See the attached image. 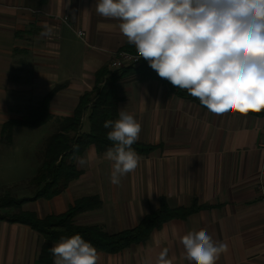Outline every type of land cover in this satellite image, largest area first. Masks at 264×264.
<instances>
[{"label": "crops", "instance_id": "crops-1", "mask_svg": "<svg viewBox=\"0 0 264 264\" xmlns=\"http://www.w3.org/2000/svg\"><path fill=\"white\" fill-rule=\"evenodd\" d=\"M96 2L0 0V191L28 185L37 174L46 137L74 115L81 97L95 89L101 71L120 73L110 67L116 52L135 51L118 20L97 14ZM47 29L52 35L41 36ZM77 30L85 33V40ZM119 85V111L123 108L141 124L137 142L156 149L138 155L136 170L114 185L112 162L89 146L80 157L94 148L97 159L83 167L75 162L78 179L60 195L27 202L22 210L43 219L67 212L80 199L98 197L101 207L77 215L75 221L112 235L135 228L158 211L160 198L171 209L189 208L196 200L205 208L164 223L146 242L119 254L97 250L98 264H155L164 248L175 258L173 264H189L179 237L200 229L229 246L217 264H264V111L214 114L168 80L138 73L123 77ZM55 88L51 119L35 129L15 128L12 142L5 145L3 125L38 110ZM89 106L79 134L90 132ZM0 211L9 215L15 210ZM43 244L30 227L0 220V264H38Z\"/></svg>", "mask_w": 264, "mask_h": 264}, {"label": "clouds", "instance_id": "clouds-1", "mask_svg": "<svg viewBox=\"0 0 264 264\" xmlns=\"http://www.w3.org/2000/svg\"><path fill=\"white\" fill-rule=\"evenodd\" d=\"M95 9L102 17L119 21V30L138 59L211 113L247 115L264 110V0H97ZM40 35L50 37L51 29ZM118 115L103 125L110 129L106 135L113 142L103 159L112 162L114 185L134 172L140 160L132 145L139 139L141 124L123 108ZM74 158L80 167L97 159L94 148ZM179 239L189 264H217L229 251L226 242L214 241L205 229L190 230ZM50 251L54 264L99 260L97 250L79 234L62 239ZM174 259L164 248L155 264H173Z\"/></svg>", "mask_w": 264, "mask_h": 264}, {"label": "trees", "instance_id": "trees-1", "mask_svg": "<svg viewBox=\"0 0 264 264\" xmlns=\"http://www.w3.org/2000/svg\"><path fill=\"white\" fill-rule=\"evenodd\" d=\"M137 73L143 77L160 78L149 64L138 66V68L124 69L120 73L101 71L97 76L95 89L81 97L74 115L61 122L57 133L47 139L44 149L39 152L40 166L36 176L28 182L26 188L30 192L34 190L33 196L22 199H15L8 195L0 196V209L12 208L15 210L12 214L0 215V220L26 225L43 237L44 244L38 256V264H54L51 247L62 239L70 238L75 234L81 235L98 251L119 254L134 244L146 242L151 233L162 227L161 225L164 223L174 219H186L191 214L205 208L199 206L194 200L189 208L171 209L166 199L160 198L158 211L147 215L135 228L112 235L99 227L81 226L75 221L77 215L101 207L102 203L98 197L80 199L67 212L43 219H40L35 213L22 210V206L27 202L52 199L60 195L73 180L78 179L81 172L77 170L74 157H80L87 147L95 146L99 153L104 154L109 147L113 146V142L109 141L106 135L110 129L104 128L103 125L107 120L115 121L119 118V103L121 101L119 81L125 76ZM108 75L109 79L105 82V77ZM58 89L55 88L47 94L48 96L41 102L38 110L29 116L22 120H11L5 123L2 128V142L5 145H10L13 131L17 127L35 129L49 121L51 119L50 101ZM181 95L186 96V94ZM88 106L90 107L91 129L87 134H79L82 118ZM74 145H78L79 148H74ZM132 147L138 155H148L156 149L155 146L141 145L139 142L133 144Z\"/></svg>", "mask_w": 264, "mask_h": 264}, {"label": "built area", "instance_id": "built-area-1", "mask_svg": "<svg viewBox=\"0 0 264 264\" xmlns=\"http://www.w3.org/2000/svg\"><path fill=\"white\" fill-rule=\"evenodd\" d=\"M64 22L67 23V20L65 19ZM76 34L81 40H85V33L83 31L77 30ZM145 64H148V62L143 58L138 59L135 51L120 50L112 56L110 67L115 71H120L128 68H138V66L140 67ZM261 135V147L264 149V128ZM262 174H264V170L261 172V176Z\"/></svg>", "mask_w": 264, "mask_h": 264}, {"label": "rangeland", "instance_id": "rangeland-1", "mask_svg": "<svg viewBox=\"0 0 264 264\" xmlns=\"http://www.w3.org/2000/svg\"><path fill=\"white\" fill-rule=\"evenodd\" d=\"M24 130H28V129H24ZM55 133H57V131ZM55 133H53V134H55ZM51 136H49V137H51ZM49 137H46V139L43 142V145H42V148L41 149H44L45 143H46V141H47V139ZM26 185L27 184L23 185V187L25 188ZM23 187L13 188V189H8V190L3 188L0 191V196L1 195L2 196L8 195V196H11L12 198H15V199H20V197L22 199L23 196L26 197L27 195H30V190L29 189H26V188L24 189ZM0 215H5V213L3 211H0Z\"/></svg>", "mask_w": 264, "mask_h": 264}]
</instances>
